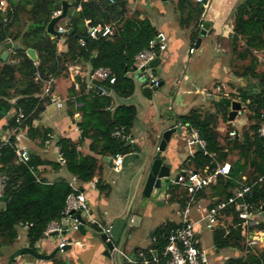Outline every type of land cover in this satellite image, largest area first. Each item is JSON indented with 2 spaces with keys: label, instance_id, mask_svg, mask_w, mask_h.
I'll return each mask as SVG.
<instances>
[{
  "label": "trees",
  "instance_id": "16d2710c",
  "mask_svg": "<svg viewBox=\"0 0 264 264\" xmlns=\"http://www.w3.org/2000/svg\"><path fill=\"white\" fill-rule=\"evenodd\" d=\"M62 1L7 0L6 10L0 11V46L8 40L18 43L12 50L14 62L0 66V120H6L8 128L24 129L28 139L37 140L42 145L51 131L34 128L32 124L51 103V82L64 77L70 66L82 62L87 64L89 72L83 76L76 75L67 90L68 115L80 114L77 123L80 141L72 143L62 138L56 141L67 172L77 184H85L93 179L99 167L95 158L78 155L76 147L84 138L91 140L90 150L101 156L115 157L132 151V146L121 135L127 134L130 129L135 109L118 106L111 110L112 95L120 98L132 95L134 80L129 74L133 70L134 57L148 48L149 42L158 33L147 19L140 20L137 14L126 16L128 0H68L63 25L66 32L48 37L46 26L54 13L61 10ZM168 2L176 14L178 27L186 32L189 42L194 45L203 24V4L208 0H203L202 4L194 0ZM22 10L26 13L24 24L27 22V27L13 29L21 21ZM231 20L229 72L243 83H251V87L246 89L229 82L234 91L213 102L212 110L192 109L181 118L189 128L197 131L198 138L204 142V148H198L191 157L196 172L212 171L235 154V161L228 162V177H219L212 187L218 201L232 196L234 189L239 187L238 181L251 185L264 175V139L258 136L259 127L264 123V69L259 70L262 64L258 57V53L264 55V0H242L232 10ZM98 25L110 26L111 36L89 38L88 28ZM58 27H62L60 21L55 24L56 30ZM69 29L73 30L72 34L67 33ZM62 39L66 50L59 52L57 45ZM27 49L35 51L36 63L27 57ZM98 69L110 70L115 79L113 84L100 82L99 87L108 89L109 93L99 92L93 84L91 77ZM144 94L150 98L152 90L145 89ZM233 100L243 103L248 126L242 129L239 138H230L231 128L228 127L223 142H220L217 128L219 123L229 124L228 109ZM12 110L15 113L8 118ZM18 113L23 116L20 120H17ZM115 130L121 132L120 137L112 135ZM14 142V138L10 137L0 151V175L6 178L2 195L5 198L4 209L0 212V251L16 242L18 229L23 227L27 229L28 247L36 250L35 245L43 237L47 226L52 222L61 225L71 188L65 181L47 184L38 180L36 169L46 162L33 154L28 155L27 163L20 162ZM249 169L250 173H246ZM243 176L245 179H242ZM168 193L170 202L180 197L182 200L185 194L187 196L177 184L172 185ZM246 201L252 206L250 215L261 211L264 206V179L253 186L252 196ZM215 204L212 202L211 207ZM223 216L231 217L230 225L217 226ZM239 222L233 208L220 212L216 225L211 229L214 245L216 248L232 247L246 251L244 258L232 259L226 264H264V248L253 251L245 246L246 226L239 228ZM176 228L174 224L166 223L156 229L152 247L156 255L153 258L151 252L145 253L146 264H165L163 252L169 234ZM251 229L264 233V224L248 228ZM142 263L143 260L139 259V264ZM55 264L66 263L56 261Z\"/></svg>",
  "mask_w": 264,
  "mask_h": 264
},
{
  "label": "crops",
  "instance_id": "0c3cea01",
  "mask_svg": "<svg viewBox=\"0 0 264 264\" xmlns=\"http://www.w3.org/2000/svg\"><path fill=\"white\" fill-rule=\"evenodd\" d=\"M63 1L68 3V0ZM241 1L208 0L202 15L203 23L208 24L206 31L202 36L198 32V39L194 45L189 42L191 47L188 49V55H193L197 48H200L201 51L208 50V45L204 44V41L210 42L212 47L209 60L211 62L207 63L208 65L202 73L194 67L191 70V75H188L185 70L183 72L177 70V64L180 62L177 51L181 46L185 47L184 43L189 40L186 32L178 27L176 14L168 0L165 2L161 0H128L127 17L137 14L140 20L147 19L157 33H163L167 38L166 50L160 54V63L155 68V70L160 68L159 75L156 74V71H151L152 75L159 81V86L153 89L144 77L137 76L132 70L129 74L134 80L132 95L127 98L112 95L111 110L118 106H131L135 109V119L127 134L121 135L119 132L128 144L135 145L140 153L137 154L136 150L132 148L130 153L122 155V163L115 170V158L93 153L90 150V139L84 138L76 147L80 157L95 158L99 167L90 182L78 184L86 198L89 216L101 226H112L114 221L124 220L118 240L112 241L114 248L119 250L120 255L113 250L108 257L105 256L106 247L100 239L99 229L96 225L86 224L82 232L78 230L68 231L65 234L64 238L68 244L64 248L67 246L69 248L65 252H59L52 259L46 261L21 256L14 264H55L56 261L66 264H139V259L143 260L142 264H146L145 253L151 252L153 258L156 255L152 249L156 229L166 223L179 227L185 210H187L189 221L195 223L194 240L196 247L205 251L208 264H226L232 259L245 257L246 251L243 250L232 247L216 248L211 230H207L204 221H202L207 210L211 208V203L218 201V197L212 192V187L215 184L202 189L192 198L185 194L182 199L183 202L180 199L182 197L173 202L169 201L168 190L171 185L160 194H155L153 199L148 202L142 193V186L138 183L136 174L138 160L148 151L154 152L161 140L160 130L178 126L181 128L180 134H174L171 137L165 146V150L161 153V158L164 165L170 166L172 175L174 173L196 172L191 164V157L199 146H192L190 152L185 141L192 132H195L197 137L198 134L195 129L189 128L181 118L192 109L203 112L212 110L211 104L213 102H217L221 97H227L232 92V88L228 85L229 82L235 85L240 84L246 89L251 87V83H243L236 79L230 74L228 68L230 59L228 36L232 30L231 14L234 7ZM4 2L5 7L0 11L6 10L8 6L7 0ZM20 18V23L15 24L13 29H25L27 27L26 24L28 23L24 24V21H27L24 10H22ZM60 22L63 27L65 18ZM7 43L11 44L10 49L3 47ZM17 44V42L8 40L0 46V66L6 62H14L12 50ZM57 48L59 52L66 50L64 39L59 42ZM191 48L194 49L192 53L189 52ZM3 53H7V56L2 59ZM187 58L189 61V57ZM221 62L222 67H220ZM210 63L213 64L210 65ZM88 72V65L82 62L70 66L64 77L51 82L49 91L51 103L45 107L39 119L32 124L34 128L42 127L51 131L48 140L42 145H39L37 140L28 139L24 129H11L6 126V120L0 121V142L13 137L17 151L24 150L28 155L33 154L45 161L44 165L37 167L36 175L38 180H44L47 184L59 181L68 183L75 180L64 166L56 141L58 138L69 140L72 143L80 141V131L77 127L80 114L75 112L72 117L68 115L67 90L73 84L76 75L83 76ZM170 77H174L173 81L170 80ZM183 82L189 83L187 87H180ZM145 89L152 90L150 98L144 94ZM241 106L244 107L243 103ZM14 113L15 111L12 110L8 118L12 117ZM244 113L241 117L235 118L233 122L227 121L229 124L219 123L217 131L221 135L220 142H223V134L228 127L231 128V131L238 133L248 126ZM230 159L233 163L236 159L235 154H231L227 162ZM246 173H250V169L246 170ZM171 179L173 178L171 177ZM242 179H245V176ZM237 183L239 186L244 185L240 181ZM3 204L0 201V212L4 209ZM135 217L140 218L138 229L129 225V221ZM231 221V217L223 216L217 226L230 225ZM259 224H264L263 209L251 215L250 224L245 225L241 221L238 225L239 228L242 225L246 226L244 243L247 248L253 251L264 248V242L259 241L264 233L259 229L248 230V228ZM26 230L25 227L19 228L16 242L0 251V264H6L8 257L15 250L28 247ZM58 242V238L43 236L35 247L38 252L49 255L57 247Z\"/></svg>",
  "mask_w": 264,
  "mask_h": 264
},
{
  "label": "built area",
  "instance_id": "2783aa9c",
  "mask_svg": "<svg viewBox=\"0 0 264 264\" xmlns=\"http://www.w3.org/2000/svg\"><path fill=\"white\" fill-rule=\"evenodd\" d=\"M203 0H194L196 3H203ZM5 7L4 0H0V9ZM204 9L207 7V3L203 4ZM60 15V10L54 13V16ZM57 33L62 35L66 32L63 27L57 28ZM88 37L91 39L107 38L111 36L112 30L110 26H94L89 27L87 30ZM158 39L157 42L151 41L149 42L148 48L142 50L134 57L133 71L137 76L144 77L147 81L148 85L156 88L159 86V81L152 75L151 69L147 67L148 63L155 58H159L160 54H162L166 50V42L167 38L163 33H158L156 35ZM80 45H83V41H80ZM194 51L193 48L190 49V53ZM92 80L107 81L109 84L114 83V77L110 70L108 69H98L94 75L91 77ZM97 90L101 93L104 92V89L101 87H97ZM244 113V107L241 108L236 113V117H241ZM22 114L18 113L17 120L22 119ZM1 121V120H0ZM114 137H120V132L115 130L112 134ZM230 138H239V134L236 131L229 132ZM258 136L264 139V123H261ZM7 143V139L0 142V151L4 144ZM185 145L188 150H191V147L194 145L199 146V148H204V143L201 142L196 133L192 132L191 136L185 141ZM264 148V144H263ZM158 151V147H155V152ZM191 152V151H190ZM16 155L20 162L27 163L28 162V154L24 150L17 151ZM114 161V169L117 170L123 160L122 155H116ZM230 173V164L228 162H224L219 165L212 171L204 170L202 173L190 171L187 174H181L177 176L176 182L171 180L172 185L177 184L180 185L188 196L191 198L200 192L202 189L216 184L219 177H228ZM264 179V175L259 177L258 180L251 185H240L238 188L234 190L232 196L228 197L225 200H221L216 202L214 206L209 208L202 218L204 221L205 228L207 230H211L217 223V218L220 212L226 210L227 208H233L234 212L237 214V218L243 222V224L248 225L251 221L250 210L252 206L246 201V198H250L252 196V189L256 183L262 182ZM6 183V178L0 175V198L3 195L4 187ZM69 187L71 188L70 194L67 196L65 201V208L62 213V220L66 223V228H63L62 225H59L57 222L50 223L43 236H48V234L56 233L57 236H61L59 238V242L57 245L58 249H63L68 242L62 236L63 231L67 233L68 231H77L78 226L81 224L80 220L75 216L79 215L80 219L83 220L84 224L96 225L99 229V234L104 235L103 242L105 244L112 243L113 239L110 235L111 226H101L95 222L90 216L88 211V204L86 202V198L78 187V184L75 180L68 182ZM195 223L189 221L187 210L184 211L182 215L181 225L173 230L169 236L167 245L164 249L163 256L166 257L165 264H208V259L206 257L205 251L199 250L195 244ZM253 244V243H251ZM117 251L118 255H120L119 250H116L114 247L112 251ZM156 263V259H154ZM146 263V262H145Z\"/></svg>",
  "mask_w": 264,
  "mask_h": 264
},
{
  "label": "water",
  "instance_id": "95a60500",
  "mask_svg": "<svg viewBox=\"0 0 264 264\" xmlns=\"http://www.w3.org/2000/svg\"><path fill=\"white\" fill-rule=\"evenodd\" d=\"M161 1L165 2L166 0H161ZM67 9H68V3L65 1H62L61 2L60 15L53 17L50 20V22L48 23V25L46 26V35L48 37H53V36L59 35L56 31L55 24L58 21L66 18ZM207 25H208L207 23L202 24L201 29L199 31L200 36H202L204 34V32L206 31ZM67 33L72 34L73 30L69 29L67 31ZM157 41H158V39L155 38L154 42H157ZM3 47L6 49H10L11 44L10 43L4 44ZM25 53H26L27 57L32 62L36 63L37 57H36V53L34 50L27 49ZM6 56H7V53H3L2 59L5 58ZM159 63H160V59L155 58L148 63L147 67L149 69L153 70L159 65ZM93 84L96 87L100 86V82L97 80H93ZM153 89H155V88H153ZM104 91L109 92L108 89H105ZM241 108H242V106H241L240 101L233 100L231 102L230 107L228 109V122L234 121V119L236 117V113L239 110H241ZM182 124H183V122H182ZM180 132H181L180 126H178L176 128H167L163 131L160 130L159 133H160L161 140L159 141V143L157 145L158 151L157 152H155V150H154V152L148 151L147 154L142 156V158H140L137 162L136 174H137L138 183L141 184L142 193L148 202L153 199L155 194H160L166 188H169L172 185L171 180L176 182L177 176L183 174V173H178L175 176V178L171 179L172 174L170 171L171 170L170 166L164 165L163 159L161 158V153L165 150V146L170 141L171 137L174 134H180ZM132 148L134 150H136L137 154L140 153V150L135 145H133ZM4 200H5V198H3V197L0 198L1 202H4ZM262 209L264 210V206ZM75 217L77 219H79L81 222V224L78 226L77 230L79 232H82L84 230L85 224H84L83 220L80 219L79 215H76ZM123 221H124L123 219H118V220L114 221V223L112 224L111 230H110V235L112 236L113 240H118L119 235L122 231ZM129 223H130L129 225L132 228L138 229L139 223H140V218L135 217L131 221H129ZM61 225L63 226V228L67 227L64 220H62ZM65 234H66L65 231H63L62 236H65ZM48 236H52V237L58 238V239L61 237V236H57L56 233L48 234ZM99 236H100V239L103 241L105 236L104 235H99ZM259 241L264 242V235L263 234H262V238L259 239ZM105 247H106V249L104 251V255L108 257L110 252L112 251L114 245L112 243H108V244H105ZM68 249H69L68 246H67V248H63L61 250L56 247L52 253H50L49 255H44V254H42V253H40L37 250H34L32 248L23 247V248H19V249L15 250L8 257L6 264H13L21 256H28V257H31L35 260L46 261V260L52 259L59 252H65Z\"/></svg>",
  "mask_w": 264,
  "mask_h": 264
},
{
  "label": "rangeland",
  "instance_id": "374dc122",
  "mask_svg": "<svg viewBox=\"0 0 264 264\" xmlns=\"http://www.w3.org/2000/svg\"><path fill=\"white\" fill-rule=\"evenodd\" d=\"M170 6H171V4H170ZM184 44H185V47L181 46V48L177 51V54L179 55V59H180V62L177 64V70L178 71L180 70L181 72H183L185 70V72H187L188 75L189 74L191 75V70L194 67H196L199 70V72L202 73L204 68L208 65L207 63L211 62L209 60V57H210V54H211L212 44L210 42L206 43V41H204V44L208 45V50L201 51L200 48H197V49H195V53L193 55H191V56L188 55V49L191 47V44L189 43V41H186ZM193 47L195 48V46H193ZM187 57H189V59H190L189 61H188ZM258 57L260 58L261 64H262L259 67V70H263L264 69V55L261 54V53H258ZM229 61H230V59H229ZM213 63H215V62H213ZM213 63H210V65L213 64ZM220 67H222V62L220 63ZM155 71H156V74L159 75L160 68L158 70H155ZM173 78L174 77H170V80L173 81ZM188 84L189 83L183 82L180 85V87L181 88H185V87H187ZM232 91H234V90H232ZM245 114L246 113H244V116H245ZM247 125H248V122H247ZM238 133H239V136H241V131L238 132ZM231 161L232 160L230 159L228 162L231 163ZM176 175L177 174L174 173L172 175V178H175ZM35 249H36V247H35Z\"/></svg>",
  "mask_w": 264,
  "mask_h": 264
}]
</instances>
